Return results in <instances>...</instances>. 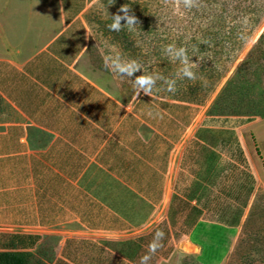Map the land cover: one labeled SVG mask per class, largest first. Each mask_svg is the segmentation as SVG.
<instances>
[{
    "label": "crops",
    "instance_id": "crops-1",
    "mask_svg": "<svg viewBox=\"0 0 264 264\" xmlns=\"http://www.w3.org/2000/svg\"><path fill=\"white\" fill-rule=\"evenodd\" d=\"M71 25L61 0H0V228L16 230L0 250L29 253L42 228L62 248L89 235L147 240L183 197L193 138L180 116L122 99L116 74L81 51L67 58ZM210 224L186 240L201 244L195 231Z\"/></svg>",
    "mask_w": 264,
    "mask_h": 264
},
{
    "label": "rangeland",
    "instance_id": "rangeland-1",
    "mask_svg": "<svg viewBox=\"0 0 264 264\" xmlns=\"http://www.w3.org/2000/svg\"><path fill=\"white\" fill-rule=\"evenodd\" d=\"M111 3L112 0L85 1L68 29L64 45L66 57L72 58L81 51L80 60H91L99 71L115 74L105 67V58L119 53L124 59L137 60L148 73L176 78L174 73L179 67L178 63L157 60L158 55L153 54L145 57V54L156 44L157 39L153 41L156 36L158 38V34H165L164 30L170 31L172 35L179 33L183 25L189 28V17L181 15L176 4H172L170 10L162 7V0H115ZM123 4L130 7L131 14L139 22L126 39L109 30L108 25L112 21L106 13V10L109 15L118 13ZM262 34L264 14L236 60H192L198 63L199 67L195 71L199 79L209 80L211 74H215L201 67L214 65L215 71H222L214 90L196 110L175 108L174 114L170 105L159 101L164 99L165 102H171L173 97L182 98L179 91H166L163 81L157 82V87L150 95L141 91L136 97L132 81L116 75L119 97L128 99L133 94L134 101L142 99V105L155 106L168 116H180L182 139L193 138L183 162L187 171L184 172L183 197L175 201L176 210L160 225L158 230H162L165 235L149 264H264L261 259L264 257ZM129 39L140 47L144 55L134 56L130 53L129 47H125V41ZM255 44L253 60H245ZM140 74L139 71L136 73ZM191 83L190 80L177 79V89L183 92ZM224 86L228 87L227 96L221 105H216L215 99ZM240 117L246 118L243 123L238 122ZM186 118L190 121L183 124ZM175 124H178L177 119ZM200 219L212 222L195 231L201 244L187 241L186 235ZM12 231L16 230L1 226L0 247L12 243V235L7 233ZM41 232L43 237L29 251V264L36 261L52 264L55 260L57 264H140V258L147 252L155 234L140 243L124 240L119 235L105 239H93L89 235L88 238L92 239L67 241L62 248L60 236L53 235L55 233L45 228ZM15 242L21 244L22 241ZM23 243L30 244L29 241Z\"/></svg>",
    "mask_w": 264,
    "mask_h": 264
},
{
    "label": "trees",
    "instance_id": "trees-1",
    "mask_svg": "<svg viewBox=\"0 0 264 264\" xmlns=\"http://www.w3.org/2000/svg\"><path fill=\"white\" fill-rule=\"evenodd\" d=\"M61 1L66 23H73L86 0ZM162 1L164 2L162 7L167 10L171 9L172 4L178 5L181 15L185 14L189 17V28L183 25L181 31L177 34L171 35L170 31L167 30H164L166 31L165 34H158V38L156 36L153 40L157 39L156 44L152 45L151 49L145 54V57L151 54L158 55L157 60H169L165 56L164 48L174 42L176 46H184L188 49L189 56H192L191 60H198L200 57H203L202 60H236L242 46L264 14V0H196V5L190 9L185 8L182 3L178 4L177 0ZM148 31L152 32V29ZM114 33L126 39L130 31L126 32V29L123 28L119 32L114 31ZM263 37L264 34L261 35L260 39ZM125 45V47H129L128 49H130L132 55H144L140 51V47L135 46L130 39L125 41ZM255 53L256 44L248 52L245 60H253ZM213 67H201V69L205 68L210 73L215 72V74H211L209 80L197 78L196 81H192L187 90L183 92L180 89L177 90L181 92L182 96L180 95V97L182 98L173 97L171 102L160 101H163L166 105H173L175 108L196 110L209 93L214 90L216 82L222 76V71H215ZM227 90V86L221 89L214 104L221 105L223 103L227 96ZM238 119L239 123H243L246 118L240 117ZM189 121L188 118L183 119V124H188ZM255 151L259 154L256 147ZM174 199L180 201L181 198L175 196ZM175 210V207H170V216ZM163 223L165 221L161 224ZM23 238L24 236H21L20 247H28L29 244L23 243ZM144 239V237H139L133 241L140 243ZM30 244H33V242H30ZM261 259L263 261L264 257H261ZM0 264H29V253L24 250H0ZM34 264L44 263L36 261ZM53 264H57V260ZM70 264L74 263L71 262Z\"/></svg>",
    "mask_w": 264,
    "mask_h": 264
},
{
    "label": "clouds",
    "instance_id": "clouds-1",
    "mask_svg": "<svg viewBox=\"0 0 264 264\" xmlns=\"http://www.w3.org/2000/svg\"><path fill=\"white\" fill-rule=\"evenodd\" d=\"M115 0H112L113 4ZM177 3H182L185 8H192L196 5V0H177ZM106 13L111 19L112 23L108 25L110 31L119 32L123 28H127L128 31H134L139 22L134 14H131V9L126 4L120 6L118 13L109 15L107 10ZM165 56L172 63H178L174 76L165 77L161 74H152L143 70V66L135 59H124L121 54L107 56L105 58V67L111 72L115 73L121 78L130 79L133 83L135 95L138 97L141 91L144 94L150 95L153 90L157 87L158 81H163L166 85V91L175 93L177 89V79L182 80H197V73L195 71L198 68V63L191 60L192 56H189L188 49L184 46H176L175 44H169L164 48ZM198 59V58H197ZM200 57L198 61L202 60ZM141 72L140 75H136L137 72ZM152 115L151 112L148 113ZM164 232L157 230L154 234L153 240L149 243L147 252L140 258V264H149L151 256L161 246V241L164 238Z\"/></svg>",
    "mask_w": 264,
    "mask_h": 264
}]
</instances>
